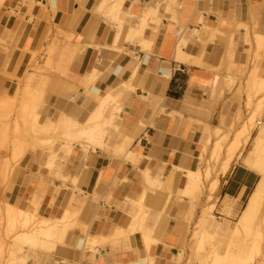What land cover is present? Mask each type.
<instances>
[{
  "label": "crops",
  "instance_id": "1",
  "mask_svg": "<svg viewBox=\"0 0 264 264\" xmlns=\"http://www.w3.org/2000/svg\"><path fill=\"white\" fill-rule=\"evenodd\" d=\"M263 44L264 0H0V136L8 124L7 136H24L15 130L23 131L26 121L31 134L60 141L48 149L57 158L55 171L47 175L48 153L26 151L10 181L0 178V201L18 219L26 212L51 224L79 211V227L44 264L181 263L185 218L192 216L194 233L209 225L235 242L261 181L252 166L264 145L255 141L264 135V95L250 103L249 94L237 92L254 70L264 81V60L256 63ZM100 98L106 134L94 136L101 147L87 142ZM25 104L34 112L22 120ZM254 116L241 159L222 174L227 149ZM227 136L214 166L216 145ZM249 149L254 158L246 157ZM18 152L12 144L0 149L3 176L9 175L6 159ZM197 170L202 194L186 178ZM27 202L40 204L43 220L28 212ZM238 210L233 228L213 215ZM243 239L240 248H248ZM228 247L218 255L224 258Z\"/></svg>",
  "mask_w": 264,
  "mask_h": 264
},
{
  "label": "rangeland",
  "instance_id": "2",
  "mask_svg": "<svg viewBox=\"0 0 264 264\" xmlns=\"http://www.w3.org/2000/svg\"><path fill=\"white\" fill-rule=\"evenodd\" d=\"M260 50L264 52V44L260 47ZM261 60H264V57H261V58H257L256 57V63L261 61ZM254 71L256 73L257 81H259L258 80V72L256 70H254ZM253 72H252V74H253ZM252 74L250 75V78H249V80L247 82L246 89L243 90L242 86L240 85V87L238 89V92H237L240 97H242L243 93H245L247 97H248V94H249V97L251 98V99H249V101H251L253 97L257 98V97H260V96L264 95V89H262V92H261V90H260L261 87L260 86H259V92L260 93L257 91L258 90V85L257 84H256L257 86L253 85L254 86V91L251 90L250 85L252 84V81H253ZM25 96L32 98V96H30L27 93L25 94ZM34 99L36 101H41L42 102L43 93L41 94V96L37 95ZM29 107H30V105H27V104H25L23 106V109H22V112H21L22 120H23L24 116L28 115V112L29 113H33L34 112L33 110H31V112H30ZM249 107H251V106L249 105ZM113 108H115V106H113V104H112V106H111L112 111H113ZM263 110H264V101L260 103V111H263ZM11 115H12V113H10L7 116L6 119H8L10 121ZM253 120H254V122L256 124V116H254V118L252 120H250V121H253ZM23 123H24L23 131L20 130V129H16L15 132H16V134H18L20 132H23L24 136H15L13 138L7 136L8 128L10 127V124H8V126L6 127L7 130L4 131V135L0 136V149L6 150L12 144L14 147L18 148L19 151H20L18 153H14L11 160L6 159V161H5V163H8V165H9L8 166V170H9V175L8 176H3L2 172H1L3 168L0 169V178L3 177L4 179L5 178L8 179V177H9V181L12 178V176H14V174L17 171L20 170L21 159L24 156L26 151L41 149L43 152H46V153H54V149H53V151H49L48 150L49 148H51L52 142L55 145L57 143H60L58 137L53 138V137H50L49 134H35V135L31 134V132L27 130L28 129L27 128L28 122L23 121ZM31 123L29 122V124H31ZM261 127H262V130H261V132H262L264 130V128H263L264 126L262 125ZM17 128H19V127H17ZM32 129L36 130V129H39V128H36V127L33 128L32 127ZM236 130H237V127L231 129L230 133H232V132H234ZM102 135H103V133H102ZM263 139H264V135L261 134V137L257 138L255 141H257V143H258L259 141H262ZM42 141H47V142L51 141V142L46 143V145H42ZM255 141H254L253 145H255V143H256ZM61 142H64V141H61ZM88 142L90 143L89 139H88ZM228 143H229V140L224 142L222 146L226 147L228 145ZM47 144L50 145V146H47ZM250 149L248 150L250 152H248V155L246 157L254 158L255 154H253ZM221 153H222V151H221ZM259 155L261 156L260 153H259ZM220 158H221V156H220ZM219 160H218V162H219ZM56 161H57V158L55 157V163H56ZM54 171L55 170H54V167H53L51 170H48L47 173L51 174ZM55 176H57V175H55ZM57 178L59 179L58 176H57ZM7 179H5V181H8ZM6 186L8 187V189H11L12 184L9 183V185H6ZM27 204L29 206L28 207V212L29 213L37 215L38 212L41 210L40 204H38L36 202H31V203L27 202ZM76 204L80 206V203L77 202ZM7 205H8L7 203L5 204L4 202L0 201V250H1L0 251V264H10V263L14 264L15 258H16V262L15 263H17V259H19V258H21V257H23L25 255L30 257L27 260L26 264H34L35 263L34 260H36L35 257H37L36 255H38L40 253V251L38 249L34 248V247L29 248V246H28V248H29L28 249L27 248L28 244H25V242L22 243V246H20L21 243L19 244V247L22 248V250L19 251L18 247H16L14 244H15V241H17V239L22 235V233L30 232V231H32L35 228V224L37 223L36 222L37 220L35 219L30 224L26 225V223L22 220V218H20V216H19L20 220L17 218V213L16 212H14L12 210H8ZM203 207H206V206H203ZM203 211H204V209L202 210V213H203ZM262 211L263 212H261V215L262 214L263 215L262 216L260 215V217H258L261 220L257 218V221H255L256 226H257V227H255L256 231L254 230V232H253V226H254L253 225L248 230H246L245 233H243L244 240L249 242L248 243L249 247L248 248H240V246L238 245V242L239 243L242 242V240H241L243 238V235H242V238L240 239L241 241L240 240L237 241V245H238L237 247L238 248L236 247L237 249H235V253L238 251L237 254H238V256H241V257L234 258L235 255H236L234 253L235 255L231 254L233 256L231 258V255L229 254L230 256L228 255L229 256L228 259L224 262L225 264H254L257 258L259 259V260H257V262L258 261H262V264H264V225H262V224H264V208H263ZM78 212L79 211H77V215L75 214L73 217H69L71 219H69L70 221L68 220L67 225H68V223H70V225L72 226L71 228H74L75 227L74 225L77 224L76 216H79ZM240 214H241L240 210L235 211V214L233 216H230V217H228L227 215H224V214L222 215L219 212L216 213V211L213 212V215L216 216L217 220L220 223H225L226 220L230 221L229 222V226L231 228H233L235 226V223L238 221ZM37 217H38L39 220H43L44 219V218H42L43 216H40V215H37ZM185 222H186L185 223L186 224V228H185V232L183 234V248H182V251H181V253L184 255V258H183V261L181 263H176V264H204V259H205V264H209L210 260L204 258V259H202V261H203L202 262L201 261V257L199 255L197 256V253H198L197 242L192 240V235H193L194 231L196 230V226L193 227L194 216L186 217L185 218ZM197 224H199V221L197 222ZM78 227L79 226L77 224L76 228H78ZM260 227H262V228H260ZM204 229L206 230L207 233L212 234L215 237V239L213 240L214 242L213 241L212 242H213L215 248L218 249L219 254L222 255L225 252V250L227 249V247L231 245V241L229 240V237L225 236L224 234H220V232L216 231L214 227L209 226V225L208 226L206 225ZM258 231H259V233H258ZM221 239H223V242H221ZM243 245H245V243H243ZM12 246H13V248L17 249L16 255H15V257L13 259L11 258ZM232 250H234V249L232 248ZM193 251L194 252L197 251L196 255L192 254ZM54 253H55V251H54ZM195 257H196V259H195ZM197 258L199 260H197ZM18 262H20V260Z\"/></svg>",
  "mask_w": 264,
  "mask_h": 264
},
{
  "label": "bare ground",
  "instance_id": "3",
  "mask_svg": "<svg viewBox=\"0 0 264 264\" xmlns=\"http://www.w3.org/2000/svg\"><path fill=\"white\" fill-rule=\"evenodd\" d=\"M110 1V0H109ZM113 1V0H112ZM154 14V11H150V13L148 14V18L151 17L152 15ZM258 38V37H257ZM259 40V39H258ZM255 73V72H253ZM252 76H254L252 74ZM256 78V77H255ZM258 81L256 80V82H254L253 80V84L252 85V89L254 91V86L253 85H256ZM259 83V84H258ZM258 92H259V86L261 87L260 90L262 92V89H264V81H260L258 82ZM228 84V83H227ZM250 85V86H251ZM257 86V85H256ZM256 88V87H255ZM256 90V89H255ZM252 91V92H253ZM256 92V91H255ZM254 93V92H253ZM260 93V92H259ZM258 94V93H257ZM109 97V96H108ZM249 99H251L250 97H248ZM101 99V98H100ZM112 99V98H111ZM103 100V103L101 104L100 106V112L98 114H95V115H91V118L88 122V125L90 126L89 128V132L88 135H87V138L89 139V141H91L94 145L98 144V146L101 147V144H99L100 142L96 143V137L94 136L96 134L97 136V133H100V135L103 133L106 134V132L103 130V127H102V116H103V111L105 109V98L101 99ZM252 101V100H251ZM250 101V103H251ZM251 106V105H250ZM248 108V107H247ZM257 108V107H256ZM239 113H240V108H239ZM236 115L237 112H236ZM238 118V121H239V115L237 116ZM236 119V118H235ZM241 120V119H240ZM249 121V120H248ZM237 122V120L235 121ZM236 124L234 123V126ZM255 122L254 120L253 121H250L248 125H244L243 128L238 132V134L235 136V139L231 142L229 148L227 149L228 151L226 152L227 153V159L223 165V168H221V173L222 174H226L229 170V167L231 165V163L233 162V160L238 156V158L241 159V152L240 150L242 148H244V146L248 143L249 139L250 138V135L255 127ZM264 125V124H263ZM258 126V125H257ZM262 126V125H261ZM70 127V126H69ZM76 127H80V126H76ZM85 127V126H84ZM75 128V127H74ZM81 128V127H80ZM264 128V127H263ZM76 129V128H75ZM80 130L81 132H83V128L82 130L81 129H78ZM75 132V130H73ZM217 131V134H219V131ZM102 132V133H101ZM264 133V130L262 131ZM84 134V132H83ZM82 134V135H83ZM86 134V133H85ZM222 134V133H221ZM220 134V135H221ZM99 135V134H98ZM99 135V136H100ZM102 135V136H103ZM97 136V137H99ZM80 137L82 138L83 136L80 135ZM101 137V136H100ZM99 137V138H100ZM104 137V136H103ZM102 137V138H103ZM72 138V139H71ZM70 139L73 140V137H71ZM86 138V139H87ZM68 139V138H67ZM228 140V136L223 138L222 141L218 142V144L216 145V150H215V153L213 154L214 156L212 157L213 158V163H214V166L218 163V160L220 159V156H221V151L223 149V143L226 142ZM78 141V140H76ZM86 141V140H85ZM84 141V142H85ZM99 141V140H97ZM81 142V141H80ZM88 142V141H87ZM79 143V141H78ZM123 145V144H122ZM97 146V145H96ZM129 146V145H128ZM64 147V146H63ZM123 148V147H122ZM66 149V148H65ZM123 150V149H122ZM50 151V150H49ZM127 152V151H126ZM240 152L241 154H238ZM120 153V152H119ZM261 154V156L258 154V157H257V160L256 162L254 163V165L252 166L253 169L257 170L260 174H261V181L259 183V185L257 186L256 190L253 192L252 194V197L249 201V203L247 204L244 212H243V215L242 217L240 218V221H239V224H238V230L237 232L235 231V236L233 239L236 238V240H234L235 242H233L232 247H228L229 248V252H227L228 254H226V258H228L231 254L233 255L235 253V249H237L238 245L240 246L241 243L238 242V245H237V241L240 240L242 238V234L246 232V230H248L251 226L254 225L255 221H257V218L259 217L261 211L263 210L264 208V145L261 149V151L259 152ZM121 154V153H120ZM48 155L50 156V162H49V166H48V169L47 170H51V167L52 165H54V160H55V157L56 155L54 153H48ZM239 159V160H240ZM203 160V158H202ZM53 168V167H52ZM46 173V172H45ZM44 174V173H43ZM211 174H212V169L211 168H207L206 169V172H205V177H206V180H209L211 178ZM48 175V173H47ZM187 182H188V186H192L193 187V192H197V194H202L203 193V189H204V186H203V183H202V180H203V175L201 173V170H197L196 172H189L187 174ZM187 186V185H186ZM218 187V181L216 180L213 184H211V193L215 192L216 189ZM212 193V194H213ZM192 195V194H191ZM196 195V194H195ZM190 195H188L189 197ZM187 197V196H186ZM191 197V196H190ZM189 197V198H190ZM193 197V196H192ZM196 197V196H194ZM198 197V196H197ZM193 199V198H191ZM195 199V198H194ZM195 201V200H194ZM192 202V201H191ZM22 208V206H21ZM192 208V207H191ZM193 210V209H192ZM213 210V207L212 208H209V210H207L208 212H212ZM191 211V210H190ZM206 212V211H205ZM207 212V213H208ZM263 212V211H262ZM191 214V213H190ZM204 214V213H203ZM207 215V214H206ZM204 216L203 219H205V217L207 216ZM263 215V214H262ZM261 215V216H262ZM70 215L68 212H65V217L62 221H59V222H55L54 224H51V223H48V221H40V222H37L35 224V228L30 231V232H27V233H22V235L17 239V241H15V246L18 247L19 251L22 250L21 247H19V244L21 243L20 246H22V243L25 242V244H28L27 245V248L29 246V248L31 247H34L36 249H38L40 251V253L38 255H36L37 257L35 261V264H44L46 261H48L50 259V257L54 254V251L56 250V247L59 245V244H64V241H65V238L67 236V234L70 232V230L72 229L70 223H68L67 225V222L69 219ZM72 217V215H71ZM20 218H22V220L26 223V225L30 224L33 220L36 219L35 216L33 215H30L26 212H20ZM260 219V218H258ZM261 220V219H260ZM70 221V220H69ZM202 221V220H201ZM205 220H203L202 222H204ZM263 221V220H262ZM72 222V221H71ZM260 222V221H259ZM258 222V223H259ZM205 223V222H204ZM203 224V223H201ZM261 224V223H260ZM256 225V223H255ZM259 225V224H258ZM264 225V224H262ZM261 225V226H262ZM199 226V225H198ZM202 226V225H201ZM198 227L197 228V232L194 233V237H193V241H196L197 242V249H198V253L197 251H193L192 254H195L197 253V256L199 255L201 257V261L202 259L206 258L208 260H210L212 262V264H221L222 262L224 263L226 260H225V256L224 258L219 256L218 255V249L215 248L214 244H213V240H214V236H211L210 234L202 231L201 228L203 227ZM257 227V226H256ZM240 228V229H239ZM255 228V227H254ZM253 228V229H254ZM262 228V227H260ZM256 231V230H255ZM260 231V230H259ZM258 231V233H259ZM252 233V232H251ZM262 233V232H261ZM246 238V237H245ZM92 239V238H90ZM95 239V238H94ZM96 240V239H95ZM242 240V239H241ZM240 240V241H241ZM244 240V239H243ZM147 241V240H146ZM213 241V242H212ZM233 241V240H232ZM94 242V241H93ZM148 242V241H147ZM89 244V240H88V243ZM193 244V243H192ZM26 246V245H25ZM237 247V248H236ZM3 248V247H2ZM28 248V249H29ZM232 248L234 250H232ZM258 249V248H257ZM192 250V249H191ZM1 251V250H0ZM16 251L17 249L16 248H13L12 246V251H11V258L13 259L16 255ZM32 251V250H31ZM259 252V251H258ZM257 252V253H258ZM230 254V255H229ZM236 254V253H235ZM234 254V255H235ZM10 255V254H9ZM194 255V256H195ZM229 255V256H228ZM231 255V258L233 257ZM196 256V257H197ZM195 257V259H196ZM239 257V256H237ZM19 258V257H18ZM30 257L29 256H23L19 259H17V263L16 262V258H15V262L14 264H26L27 263V260L29 259ZM192 258V257H191ZM194 259V258H193ZM192 259V260H193ZM20 260V262H18ZM197 260H199L197 258ZM207 261V260H206ZM209 261V262H210ZM203 262V261H202ZM201 263V262H200ZM208 263V262H207ZM11 264V263H10ZM204 264H205V259H204ZM225 264V263H224Z\"/></svg>",
  "mask_w": 264,
  "mask_h": 264
}]
</instances>
